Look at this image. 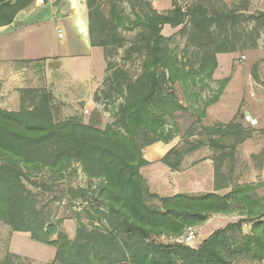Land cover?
Returning <instances> with one entry per match:
<instances>
[{"label":"trees","instance_id":"obj_1","mask_svg":"<svg viewBox=\"0 0 264 264\" xmlns=\"http://www.w3.org/2000/svg\"><path fill=\"white\" fill-rule=\"evenodd\" d=\"M32 1L0 0V26L11 24L16 14ZM207 2L210 11L198 4L186 13L173 6L166 14H158L148 5L147 15L142 18L136 15L138 41L128 55L137 54L141 58V74L134 81L124 78L116 85V88L125 85L126 89L115 125L120 130L112 127L101 130L75 116L55 121L54 97L45 88L19 91L17 112L0 108V222L13 232L29 234L34 242L53 247L56 253L52 264H260L264 261V199L255 197L253 186L232 185L227 195L178 194L162 198L149 192L140 174V169L148 165L142 150L174 138L173 133L166 132L165 118L173 119L181 107L170 85L186 83L189 79L193 82L202 76L211 79L217 67L216 55L235 52L225 47L229 38L225 30H221L224 37L220 41L213 36L212 27L229 18L217 13ZM86 4L90 45L102 50L122 48L124 40L118 37V29L124 19L115 7L111 8L109 22L96 0H86ZM186 20L194 29L191 44L198 48L200 57L199 70L191 68L189 72L180 67L162 35L163 26L184 27ZM121 76L122 72H115L114 80ZM226 83L222 82V86ZM220 95L221 92L205 108L215 104ZM204 115V111L200 113L201 118ZM205 131L216 138L202 144L215 152L211 159L214 190H223L230 186L224 163L234 158L235 149L250 137V130L230 122ZM225 136L234 139L227 148ZM179 148L171 149L160 160L172 172L180 171L184 157L198 149ZM227 149L230 153H226ZM74 165L80 166L88 180L102 181L94 203L99 207V217L107 220L110 229L102 231L80 223L74 240L64 235L51 240L55 231H44V225L39 222L31 190L37 187L30 177L33 173L47 172L60 180ZM149 198L157 200L158 205H149ZM235 213L240 216L237 222L215 231L197 249L153 241L160 236L176 239L188 227L201 226L212 215ZM244 225L251 226L249 235L242 233ZM0 264L13 263L7 258Z\"/></svg>","mask_w":264,"mask_h":264},{"label":"rangeland","instance_id":"obj_2","mask_svg":"<svg viewBox=\"0 0 264 264\" xmlns=\"http://www.w3.org/2000/svg\"><path fill=\"white\" fill-rule=\"evenodd\" d=\"M207 1L217 13L229 18V21H219V26L214 25L212 27L213 36H216L220 41L224 37L221 30H225L229 36L225 47L234 50L237 54L221 58L220 66L216 67L211 79L202 76L196 77L193 82L189 79L186 83L176 82L170 85L181 109L173 114V119L165 118V126L166 132H171L174 137L180 138L179 150L196 147L198 148L194 152H197L196 157L208 155L212 159L215 155L214 150L203 145L207 144L206 140L209 138L213 140L216 138H214L215 136L210 137L211 134H208L205 129H212L217 123L209 126L204 122L208 108H205V105L212 101L218 93L221 92L222 94L225 87L222 86V82L225 81H215L213 78L238 77V73L242 75L244 71L247 72L245 69H249L251 76L256 74V68L253 66L254 59L264 51L262 0H168V6L171 8L163 11L160 10V7L159 12L151 0H96V5L106 21L110 22L111 20L112 7H115L118 15L124 19L123 25L118 29V37L124 40L123 47H110L103 50L105 68L109 69V72L106 73L105 69V76L96 88L91 100L73 101L70 98L75 95L69 96V92L65 93V90L61 88L60 90H47L54 97L52 103L54 120L63 121L75 116L81 119L82 123H94L101 130L106 127L120 130L115 125L119 108L124 104L126 98V89L125 85L121 88H116V85L122 83L124 78L134 81L141 74V58L137 54H132L130 57L128 55V51L138 41L139 28H135L136 15L141 16V18L147 15L150 10L148 5L158 14H166L173 9V6L186 13L198 4L210 11ZM188 21L186 20L184 27L173 28L176 29L174 34L168 37L164 36L168 41L169 50L176 55L180 67H183L186 72H189L191 68L199 70L198 67L200 66V57L197 56L199 50L191 44L194 29ZM167 31L168 29L165 34L168 33ZM231 59L232 62L229 65L228 62ZM115 72H122L123 74L117 81L114 80ZM235 104L236 101L233 98L229 99V103H227L231 110ZM203 111L205 115L201 118L200 113ZM248 133L249 136H253L251 131ZM224 139L225 148L234 142L232 137L230 139L225 136ZM238 147L239 145L235 149L234 158L224 163V172L230 182L232 178L235 179L236 170L242 168V166L237 167L235 160ZM226 153H230V151L227 149ZM62 175L63 179L60 180L55 179L47 172L33 173L30 177L36 182L37 188L31 190L34 194L35 209L38 212V218L41 220L39 222L44 225V231L52 229L55 231L50 239L56 240L58 235H64L69 240H74L80 223L102 231L110 229L107 220L99 217L97 213L99 207L94 203L99 195L102 181L88 180L78 165H74L71 170ZM253 187L255 188V195V191L260 185ZM147 200L149 205H158L154 198ZM198 227H195L196 235L199 233ZM199 235L202 237L204 231L200 230ZM153 241L163 244H178L175 239L165 236L153 238ZM195 241L196 238L194 243ZM194 243L187 247L194 249ZM55 253L56 250L53 247L34 242L30 239L29 234L13 232L8 226L0 222V262L10 258L13 264H52ZM236 264L247 263L239 262Z\"/></svg>","mask_w":264,"mask_h":264},{"label":"crops","instance_id":"obj_3","mask_svg":"<svg viewBox=\"0 0 264 264\" xmlns=\"http://www.w3.org/2000/svg\"><path fill=\"white\" fill-rule=\"evenodd\" d=\"M151 1L158 12L160 7L163 11L171 8L168 0ZM262 3L264 11V0ZM175 30L165 25L162 35L168 37ZM235 54H217V67L221 58ZM260 54L253 62L255 75L245 69L247 72L238 73V77L213 78L227 83L218 101L207 108L204 122L209 126L237 122L253 135L237 149L236 165L242 168L236 170L230 186L214 190L213 161L208 155L198 158L197 152L192 153L178 172L161 164L160 160L179 145L180 138L175 136L168 143L158 142L142 150L148 165L140 169V174L151 194L162 198L178 194L227 195L232 185H260L255 197L264 198V51ZM231 62L232 59L228 64ZM105 69L103 50L90 45L86 0H33L16 14L11 24L0 26V108L5 111L20 109L19 91L26 89L61 88L69 96L75 95L70 98L73 101L91 100ZM231 98L236 101L233 110L227 105ZM239 219L238 214L212 215L198 227L204 235L197 233L193 248ZM250 229V225H244L242 233L249 235Z\"/></svg>","mask_w":264,"mask_h":264},{"label":"built area","instance_id":"obj_4","mask_svg":"<svg viewBox=\"0 0 264 264\" xmlns=\"http://www.w3.org/2000/svg\"><path fill=\"white\" fill-rule=\"evenodd\" d=\"M85 112L88 111L85 110ZM195 238H196V228L188 227L182 236L175 239V242L181 245L190 246L192 243H194Z\"/></svg>","mask_w":264,"mask_h":264}]
</instances>
